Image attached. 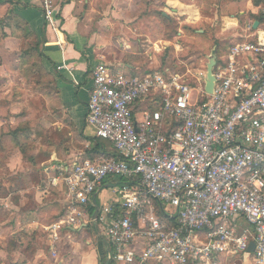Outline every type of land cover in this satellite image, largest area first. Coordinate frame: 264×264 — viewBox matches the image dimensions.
I'll list each match as a JSON object with an SVG mask.
<instances>
[{
    "label": "built area",
    "instance_id": "obj_1",
    "mask_svg": "<svg viewBox=\"0 0 264 264\" xmlns=\"http://www.w3.org/2000/svg\"><path fill=\"white\" fill-rule=\"evenodd\" d=\"M41 1L52 23L55 1ZM257 2L250 34L216 59L212 94L203 72L95 67L87 123L116 155L80 159L51 179L67 201L65 216L45 228L53 256L61 232L91 225L115 264H219L223 255L264 264V0ZM104 187L117 195L108 205L96 200Z\"/></svg>",
    "mask_w": 264,
    "mask_h": 264
},
{
    "label": "rangeland",
    "instance_id": "obj_2",
    "mask_svg": "<svg viewBox=\"0 0 264 264\" xmlns=\"http://www.w3.org/2000/svg\"><path fill=\"white\" fill-rule=\"evenodd\" d=\"M150 3L145 0L139 10L134 9L138 15H130L136 18L135 29L132 27L134 24L124 23L123 19L128 18L127 15L117 18V21L122 23L120 30L123 29V32L117 31L116 37L124 38L126 44L123 42L125 46L117 48L118 51L123 50V54L117 53L110 67L119 69L121 63L123 71L134 76L174 69L190 70L194 74L203 72L207 76L208 65L212 58L217 59L233 44L250 34V23L259 17L258 11L254 8L258 4L256 0H186L180 16L176 17L172 12L166 11L172 19L169 21L163 19L162 13L158 10L159 6L157 8L156 4L150 5ZM99 4V9L112 7L116 10V6L114 8L111 1H101ZM233 16L237 21L231 23L237 26L230 28L227 21ZM17 33L21 34V37H17L20 40L12 47L14 54L7 57V63L10 65L6 70L8 76L0 78V119L6 121L2 127L1 137L7 140L0 145V156L7 146L10 150L18 147L26 157H36L40 148L43 150L39 151H45L42 155L48 156L49 151L55 152L62 161H67L66 152L71 148L77 155L79 154L80 159L97 158L100 154L94 152L98 143L95 138L92 147L84 149V144L78 136L72 139L68 135L69 130L66 125L69 120L60 108V101L56 96L55 78L42 66L44 56L41 43L31 33L28 35L24 32ZM5 36L4 34L0 36V42ZM127 64L133 65L134 69L128 70ZM56 123H59L58 126H53ZM81 152L84 154L81 155ZM0 171V196L5 197L9 192L2 190L4 189L2 185L7 180V175L3 169ZM23 196L26 199L22 204L23 207L20 206L22 211L19 214L36 212L40 215L44 226L48 227L57 222L64 210L63 194L55 188L51 190V198L56 201L55 208L50 210V213L37 212L32 201L35 193L26 192ZM116 196L106 190L96 200L102 205H108ZM2 209L7 216L12 214L5 206ZM30 229L28 239L25 241L30 252L27 258L33 260V251L36 249L39 250L40 257H35L34 262L50 263L53 257L48 250V233L43 227ZM69 234L66 231L61 235L63 239L59 249L62 245L69 247V242L74 243L69 239ZM71 237L78 243L79 249L88 248L86 244L88 240L95 249L101 244L104 245L103 236L99 235L92 226H89L84 234L78 232ZM41 251L44 256H41ZM103 256L104 254L102 261H105ZM219 264H249V262L241 258L225 256Z\"/></svg>",
    "mask_w": 264,
    "mask_h": 264
},
{
    "label": "crops",
    "instance_id": "obj_3",
    "mask_svg": "<svg viewBox=\"0 0 264 264\" xmlns=\"http://www.w3.org/2000/svg\"><path fill=\"white\" fill-rule=\"evenodd\" d=\"M54 1L57 7V15L54 21L50 23L45 19L41 0H0V36L3 34L7 36L0 42V78L3 79L8 76L6 70L10 65L7 63V57L14 54L12 47L16 46L20 40L17 39L18 35L12 34L15 29L14 24L9 28V18H12L20 23V28L27 29L41 43L44 56L42 66L48 74L55 78L56 96L60 101V108L64 116L69 120L66 125L69 130L68 135L72 139L78 136L84 144V149L91 148L95 134L88 126L87 110L92 87V73L99 64L112 65L113 57H116L117 53L123 54V50H117L118 47L122 48V45L125 46L126 44L124 38L116 37L117 31L123 32V29L120 30L122 23H119L117 18L127 15L128 18L123 19L124 23L134 24L132 27L135 29L136 18L130 15H136L137 12L134 9L139 10L145 0ZM101 1H111L112 6L114 8L116 6V10L112 7L99 9L98 4ZM148 1L151 2L150 5L156 4L157 8L159 6L161 10L159 8L158 10L163 16L172 20L166 11L172 12L176 17L180 16L183 13L186 0ZM254 8L257 10L258 6H254ZM231 21H237V18L235 16L228 18V27L237 26ZM119 65L118 68L123 70L121 63ZM126 67L130 71L134 69V66L130 64H127ZM5 122L3 118L0 119V137L3 134L2 127ZM58 124L53 126H58ZM6 141L4 139L3 144ZM39 150L43 149H38L36 157H26L18 147L15 150H10L9 147L5 146L3 153H1L0 169H3L7 175L2 190L8 191L9 195L0 196V264H37L34 259L40 257L39 250L34 249L33 260L27 258L30 252L25 241L28 239L27 235H29L31 227L35 229L43 227L45 229L47 226L42 224L41 217L36 212L19 214L22 211L20 206L23 207L22 204L26 199L23 196L24 193H35L32 201L37 212L50 213L49 211L55 208L54 202L56 201L51 198V190L55 188L63 194L64 200L62 202L65 210L67 201L64 192L60 187L52 186L50 181L57 175L58 169L76 163L81 157L79 158V154L77 155L71 148L66 152L67 161H62L55 152L49 151L50 155L47 156L42 155V152L45 151ZM80 154L83 155L84 153L81 152ZM106 190L110 191V189L105 188L101 195ZM4 206L12 213L10 216H7L3 211L2 207ZM88 227L80 231H67L70 233L69 239L74 243L68 241L69 247L62 245L59 249L62 236L55 256L50 249L49 240L48 250L53 258L50 263L45 264H101L102 255L104 254V259L106 257L105 245L101 244L99 248L95 249L88 240L86 243L88 248L79 249L78 243L71 237L78 232L84 234ZM64 232L66 231L61 232V235ZM64 245L66 246V244ZM41 256H44L42 251ZM225 256L223 255L219 262Z\"/></svg>",
    "mask_w": 264,
    "mask_h": 264
},
{
    "label": "trees",
    "instance_id": "obj_4",
    "mask_svg": "<svg viewBox=\"0 0 264 264\" xmlns=\"http://www.w3.org/2000/svg\"><path fill=\"white\" fill-rule=\"evenodd\" d=\"M257 1V0H256ZM258 4L256 6H259V2H257ZM258 16L259 13H258ZM162 17L165 21H169L170 19L163 16L162 14ZM259 19V17H258ZM14 24V32H12L13 35H18L20 36L21 34H18L17 32H20V33H25V35H28L30 32L27 30V29H22L20 28V23L15 21L14 19L12 18H9V23L8 25L10 26L9 28H11V25ZM21 30V31H20ZM16 31V32H15ZM220 56H218V59H219ZM3 140L2 137H0V145H2L3 143ZM94 152L97 153V154H104V155H116V151L115 149L113 148V146L107 142V141H104V140H98V143L97 145L95 146V149H94ZM91 212H94V209L93 208H90ZM65 216V210H63V212L61 213V216L59 218V220ZM69 232H72V231H69ZM105 261H102L101 264H115L114 262H107L106 258L104 259Z\"/></svg>",
    "mask_w": 264,
    "mask_h": 264
},
{
    "label": "water",
    "instance_id": "obj_5",
    "mask_svg": "<svg viewBox=\"0 0 264 264\" xmlns=\"http://www.w3.org/2000/svg\"><path fill=\"white\" fill-rule=\"evenodd\" d=\"M259 23L256 22L254 25V28L256 29L258 27ZM216 66V58H212L208 65V70H207V82H206V91L209 94L213 93L214 85H215V76H214V69ZM97 213H95V216ZM255 250V244L251 243L249 251L252 253Z\"/></svg>",
    "mask_w": 264,
    "mask_h": 264
}]
</instances>
